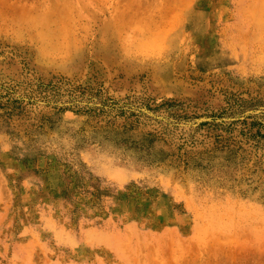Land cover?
I'll return each mask as SVG.
<instances>
[{"label":"rangeland","instance_id":"374dc122","mask_svg":"<svg viewBox=\"0 0 264 264\" xmlns=\"http://www.w3.org/2000/svg\"><path fill=\"white\" fill-rule=\"evenodd\" d=\"M6 93L0 264H264V0H0Z\"/></svg>","mask_w":264,"mask_h":264},{"label":"trees","instance_id":"16d2710c","mask_svg":"<svg viewBox=\"0 0 264 264\" xmlns=\"http://www.w3.org/2000/svg\"><path fill=\"white\" fill-rule=\"evenodd\" d=\"M58 87H57L56 83H53L52 84V82H51L50 83V86H46L45 89H48L49 91H53L55 93H59L58 90H59L60 87L59 88ZM76 90H77V88H75V89H73V88H66L65 89V92L77 93L78 90L77 91ZM56 96L58 98L61 97V96H59V94H57ZM78 98H79V96H77L75 99H73V100H71L69 102L72 103L71 105H73V106L75 105V107L80 108V106H79V102L80 101L78 100ZM81 98H82V96H80V99ZM2 100H4V102H2ZM23 102H24L23 99H19L18 100V99H11V98H9V94H7V93H6L5 96H1L0 95V105H2V107H4V108H10V109L18 110V111L20 110V112H22V110H23V108H22ZM62 104L64 105L65 102H63ZM167 104L168 103L165 102L162 105H160L159 107H157L155 109H152V111L153 112H157L161 108H164V106H166ZM56 108L57 107H54L53 109H56ZM100 108H101V106L95 108L94 106L89 107V106L86 105L84 107L82 106L81 109H84V110H82V111L80 110V112H84V113L91 112V111L96 112V110H99ZM57 109H58V111L66 110L65 107H60V108H57ZM253 129H256L255 130V133L253 134V137H257L258 138V142H261V141L264 142V125L261 124V123H259V122H257V121H255V120H253V121L250 122L249 127H248V130L250 132Z\"/></svg>","mask_w":264,"mask_h":264}]
</instances>
